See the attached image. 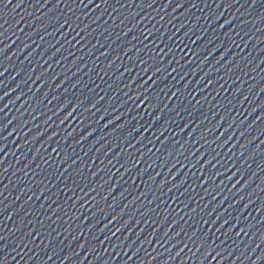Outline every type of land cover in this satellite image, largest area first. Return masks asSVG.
Returning a JSON list of instances; mask_svg holds the SVG:
<instances>
[{
    "label": "water",
    "instance_id": "obj_1",
    "mask_svg": "<svg viewBox=\"0 0 264 264\" xmlns=\"http://www.w3.org/2000/svg\"><path fill=\"white\" fill-rule=\"evenodd\" d=\"M0 264H264V0H0Z\"/></svg>",
    "mask_w": 264,
    "mask_h": 264
},
{
    "label": "snow or ice",
    "instance_id": "obj_2",
    "mask_svg": "<svg viewBox=\"0 0 264 264\" xmlns=\"http://www.w3.org/2000/svg\"><path fill=\"white\" fill-rule=\"evenodd\" d=\"M237 235H239V233H237Z\"/></svg>",
    "mask_w": 264,
    "mask_h": 264
}]
</instances>
